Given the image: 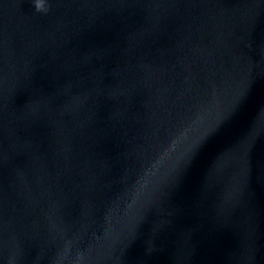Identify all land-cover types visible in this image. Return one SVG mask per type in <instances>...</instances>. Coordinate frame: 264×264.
I'll list each match as a JSON object with an SVG mask.
<instances>
[{
  "label": "water",
  "instance_id": "95a60500",
  "mask_svg": "<svg viewBox=\"0 0 264 264\" xmlns=\"http://www.w3.org/2000/svg\"><path fill=\"white\" fill-rule=\"evenodd\" d=\"M0 264H264V0H0Z\"/></svg>",
  "mask_w": 264,
  "mask_h": 264
}]
</instances>
